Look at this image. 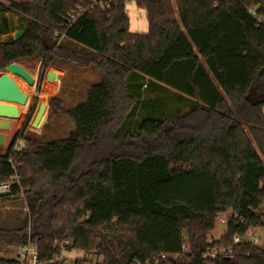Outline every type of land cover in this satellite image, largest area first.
Instances as JSON below:
<instances>
[{
  "label": "trees",
  "instance_id": "16d2710c",
  "mask_svg": "<svg viewBox=\"0 0 264 264\" xmlns=\"http://www.w3.org/2000/svg\"><path fill=\"white\" fill-rule=\"evenodd\" d=\"M5 1L0 17H18L24 35L0 40V72L38 59V92L66 62L96 65L101 76L71 108L61 91L50 98L74 122L68 136L29 131L33 97L0 147V184L11 183L0 210H27L0 218V253L30 241L37 264H63L73 250L102 256L95 264H264V248L247 238L264 229V0H136L146 32L130 30L123 2L79 13L80 0ZM11 31L9 22L1 34ZM151 82L185 95L183 110L127 130ZM214 247L233 255L205 260Z\"/></svg>",
  "mask_w": 264,
  "mask_h": 264
},
{
  "label": "rangeland",
  "instance_id": "374dc122",
  "mask_svg": "<svg viewBox=\"0 0 264 264\" xmlns=\"http://www.w3.org/2000/svg\"><path fill=\"white\" fill-rule=\"evenodd\" d=\"M3 2H6L5 0H1ZM17 1H31V0H17ZM127 11L129 13L130 17V28L131 29H146L148 30V20L146 18L145 11L138 8L135 4H129L127 6ZM9 22H10V28L11 32L8 34H1L0 33V40L4 41L7 40L9 37L14 38V34L19 31V19L16 16L7 14L6 15ZM65 41V39H64ZM80 48V47H79ZM81 49V48H80ZM87 51V50H86ZM25 69H27L32 76L36 79V83L34 85H29L23 78L10 74L11 77H13L19 84L20 88L22 90H25V94L28 95L27 103L22 106V109L20 111V117L18 119H10L8 124L0 123V132L4 134L5 138V144L0 145L2 147V151L9 145L10 141L12 140L15 132L17 131L21 120L23 119V116L28 110V107L30 105V102L32 101L33 97H37L38 100L36 102V106L34 109V113L31 118V122L36 115L40 103L45 101L46 103H43L46 106V112L44 113V117L42 118V123L38 127H32L31 122L29 125V131L35 133L38 135V137L41 140H51L56 138H64L68 136L69 132L75 127L73 120L69 116H64L57 110H52L50 105V98L57 94V92L53 95H50L48 97H43L42 92L44 85L47 81V73L49 71L57 70V73L60 75L59 79L62 86V91L60 92L62 98L64 99V105L68 108H71L75 105H77L80 102L85 101L86 99V93L87 88L94 82H98L100 80V73L96 65H89L84 66L80 63H74V62H66L63 63V67H51L46 73L41 81L40 85V91L38 92L37 87L38 83L40 82V76H41V68H40V62L38 59L30 58L23 62L22 65ZM5 71H1L0 73H5ZM144 77V76H143ZM144 79L150 80L146 77ZM156 83V82H155ZM154 82L150 83L147 86L145 85L143 88V93L141 95L142 102L138 106L136 112L134 113V116H130L128 120L126 121V124L124 127L127 130L134 131L135 124L137 122H142L147 118H156V119H165L167 116H169L172 110H175L176 108L182 109L183 102L182 100H186V96L182 95L181 93L171 89L170 87L161 84L156 83V85H161L162 88L156 89L154 88ZM74 86V87H73ZM25 87V88H24ZM60 87V86H59ZM73 87V88H72ZM31 88V89H30ZM71 91V92H70ZM29 92V93H28ZM28 93V94H27ZM179 98L181 100H179ZM183 110V109H182ZM181 110V111H182ZM149 111L151 113H149ZM50 116V117H49ZM129 121H131L133 128L130 129ZM137 125V124H136ZM129 128V129H128ZM22 139H19L20 141ZM24 142V140H22ZM261 154V153H260ZM262 155V154H261ZM26 208L25 205H22L20 203L18 204H11L9 206H6L5 209L0 210V218L7 220V223L12 222L13 219L16 216H21L22 218L26 214ZM230 213H227V215L230 217ZM227 215H224L223 217L228 218ZM4 217V218H3ZM226 224V223H225ZM225 224L218 223L216 225L215 232L212 234L215 236H219L221 233H223L225 229ZM253 234H258L261 236V238L257 241V244L264 248V229L257 230L253 233H250L247 238L251 240ZM187 243V241H185ZM18 249L19 247H10L0 253V256H6L9 258H16L18 255ZM63 254L67 255L68 258V264H74L75 259L73 257H76L81 254H86L85 257L90 259V261L95 264L96 261L102 260V256H98L95 253H86L82 250H73V251H64Z\"/></svg>",
  "mask_w": 264,
  "mask_h": 264
},
{
  "label": "water",
  "instance_id": "95a60500",
  "mask_svg": "<svg viewBox=\"0 0 264 264\" xmlns=\"http://www.w3.org/2000/svg\"><path fill=\"white\" fill-rule=\"evenodd\" d=\"M8 26V18L6 16L3 17V19L0 17V33H2L4 28ZM23 35L24 31L19 30L14 34V39L19 40ZM10 74L23 78L29 85H34L36 83V79L32 74L17 62L9 64L6 67V72L0 75V118L6 119L0 122H4L5 125L9 123L10 119H18L20 117V110L15 103L24 105L28 100V95L24 93L18 82L11 77ZM55 77H59V74L56 71H49L47 73V79L49 81H53ZM45 112L46 106L41 102L39 109L31 122L32 127H38L40 123L43 124L41 120L44 117ZM4 144V134L0 132V145Z\"/></svg>",
  "mask_w": 264,
  "mask_h": 264
},
{
  "label": "built area",
  "instance_id": "2783aa9c",
  "mask_svg": "<svg viewBox=\"0 0 264 264\" xmlns=\"http://www.w3.org/2000/svg\"><path fill=\"white\" fill-rule=\"evenodd\" d=\"M123 2L125 4V8L127 9V6L129 4H135L137 6L136 0H80V4L78 5L77 11L79 13H83L84 11H108L111 10L114 6L120 4ZM24 146V142L22 140L18 141L17 144L14 147V150L20 149ZM11 188V183L6 182L0 184V194L7 193ZM238 214L234 213V217H237ZM220 223L225 224L227 223L226 217H220ZM261 238L258 234L252 235L251 241L257 244V241ZM241 239L236 236L234 238V243H239ZM212 242V240H210ZM67 243V242H66ZM183 249H186V245L183 244ZM233 255V249L232 248H226V247H214L208 249L207 252L204 253L203 258L205 260H214L218 257H228ZM163 258H165V255H162ZM20 264H37L38 263V250L37 246L29 241L27 245H22L18 249V255L16 258ZM78 259V258H76ZM75 259V260H76ZM159 258L157 257L156 260ZM58 260L62 262L63 264H68V258L67 255L62 254L60 257H58ZM74 264H76L74 262ZM82 264H93L89 260H84Z\"/></svg>",
  "mask_w": 264,
  "mask_h": 264
},
{
  "label": "crops",
  "instance_id": "0c3cea01",
  "mask_svg": "<svg viewBox=\"0 0 264 264\" xmlns=\"http://www.w3.org/2000/svg\"><path fill=\"white\" fill-rule=\"evenodd\" d=\"M138 7V6H137ZM139 8V7H138ZM140 9H142L143 11H145V9H143V8H140ZM126 12H127V14H128V16H129V13H128V11H127V9H126ZM145 14H146V11H145ZM146 18H147V15H146ZM129 19H130V17H129ZM148 29V28H147ZM130 30L132 31V32H146L147 30L146 29H144V28H142V29H131L130 28ZM54 71H56L57 72V70H54ZM59 77H60V75H59ZM59 77H55V79L53 80V81H49L48 79H47V81H46V83H45V85H44V92H43V94H42V96L43 97H48V96H50V95H53V94H55L57 91H58V89H59V91L58 92H60V91H62V82H60V79H59ZM60 86V87H59ZM74 87V86H73ZM72 87V88H73ZM57 92V93H58ZM71 92V91H70ZM43 103H46L45 101H43ZM2 120H6L5 118H0V121H2ZM85 255L84 254H81V255H78V256H76V257H73V259H76V258H82V257H84Z\"/></svg>",
  "mask_w": 264,
  "mask_h": 264
},
{
  "label": "bare ground",
  "instance_id": "6f19581e",
  "mask_svg": "<svg viewBox=\"0 0 264 264\" xmlns=\"http://www.w3.org/2000/svg\"><path fill=\"white\" fill-rule=\"evenodd\" d=\"M25 88V87H24ZM23 89V88H22ZM31 89V88H30ZM24 92H25V90H23ZM29 93V92H28ZM27 93V94H28ZM15 105L19 108V110L21 111V109H22V106L23 105H21V104H17V103H15ZM0 123H4V122H0Z\"/></svg>",
  "mask_w": 264,
  "mask_h": 264
},
{
  "label": "flooded vegetation",
  "instance_id": "af4514ba",
  "mask_svg": "<svg viewBox=\"0 0 264 264\" xmlns=\"http://www.w3.org/2000/svg\"><path fill=\"white\" fill-rule=\"evenodd\" d=\"M3 19V18H2Z\"/></svg>",
  "mask_w": 264,
  "mask_h": 264
}]
</instances>
